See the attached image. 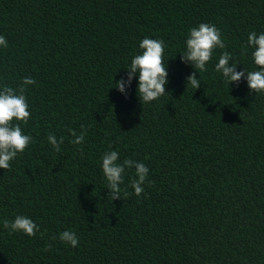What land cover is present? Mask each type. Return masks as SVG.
<instances>
[{
    "label": "trees",
    "instance_id": "16d2710c",
    "mask_svg": "<svg viewBox=\"0 0 264 264\" xmlns=\"http://www.w3.org/2000/svg\"><path fill=\"white\" fill-rule=\"evenodd\" d=\"M201 23L225 47L187 89L195 69L180 54ZM253 31L264 33V0H0V87L36 81L19 122L32 142L0 169V264H264V93L215 71L223 52L237 71L259 70ZM145 38L164 41L168 84L142 105L138 74L127 95L116 83ZM49 134L64 138L60 152ZM109 151L148 167L141 196L132 168L121 199L108 198ZM17 215L34 237L4 227ZM66 230L77 247L59 239Z\"/></svg>",
    "mask_w": 264,
    "mask_h": 264
},
{
    "label": "clouds",
    "instance_id": "9594fccd",
    "mask_svg": "<svg viewBox=\"0 0 264 264\" xmlns=\"http://www.w3.org/2000/svg\"><path fill=\"white\" fill-rule=\"evenodd\" d=\"M186 50L180 54L182 62L190 64L195 71L186 78L187 89L189 86L195 89L200 88V80L197 79V72L207 71L206 65L213 57L215 49H223L225 44L222 40L220 30L213 24L201 23L198 27L190 29L188 38L185 41ZM0 46L7 47V40L0 36ZM247 46L253 49L252 59L259 70L237 71V65L231 63L232 56L228 52H223L215 65V71L221 73L224 82L228 85L236 83L237 85L246 79L250 93H264V33L257 34L255 31L248 36ZM141 54L133 57L130 66L126 69L127 80L121 79L116 83V88L124 95H127L126 88L131 86L133 79L138 74V99L142 105L151 103L167 93L168 71L164 66L163 55L165 43L162 39L145 38L139 45ZM246 50V49H245ZM36 81L31 77H26L21 81L19 89L11 87H0V169L9 170L10 162L18 154H22L32 142L30 135H25L19 122L27 124L31 117L29 104L24 93L27 86L34 85ZM74 139L71 143L80 145L83 143L86 129H83L79 135L75 130H70ZM48 142L56 152H60V145L64 138L59 141L55 134H49ZM102 172L107 182L108 198L112 201L121 199V185L124 183V174L126 169H135V176L130 181V187L135 190L139 197L144 192L142 185L148 177L149 169L142 162H136L132 159H125L122 163L117 151L106 152L102 157ZM4 227L11 232H22L29 237H34L39 231V227L30 218L17 215L14 221H4ZM56 237H53L55 240ZM59 239L61 242L69 244L75 248L79 244L76 234L72 231H63ZM47 245L45 251L51 249Z\"/></svg>",
    "mask_w": 264,
    "mask_h": 264
}]
</instances>
